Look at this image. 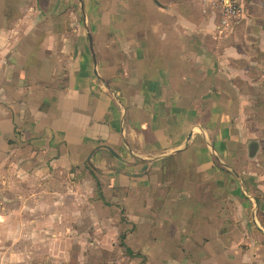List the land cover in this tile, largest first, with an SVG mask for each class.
<instances>
[{
    "label": "crops",
    "instance_id": "crops-1",
    "mask_svg": "<svg viewBox=\"0 0 264 264\" xmlns=\"http://www.w3.org/2000/svg\"><path fill=\"white\" fill-rule=\"evenodd\" d=\"M211 1L0 0L10 263L76 246L139 264H264L263 147L239 86L264 56V0H243L221 37Z\"/></svg>",
    "mask_w": 264,
    "mask_h": 264
},
{
    "label": "rangeland",
    "instance_id": "rangeland-1",
    "mask_svg": "<svg viewBox=\"0 0 264 264\" xmlns=\"http://www.w3.org/2000/svg\"><path fill=\"white\" fill-rule=\"evenodd\" d=\"M247 8L245 7L244 13H247ZM254 50L255 48L252 52ZM252 59L256 60V65H247L248 69L241 73L242 77L239 76L241 77L239 80H242L239 86L244 107L245 127L251 136L256 138L257 145L254 146V150L260 146L263 147L260 156L264 158V56L256 52ZM3 250L4 248H0V252ZM12 250L15 251L16 248L14 247ZM19 250L21 248H17V251ZM95 250L96 248L89 247L85 248L84 252L88 254ZM25 251L27 255L35 254V250L31 246L26 247ZM79 252L78 247L71 248L70 258L65 255L64 251L54 253L48 250L47 253L46 250L39 249L37 255L30 258H12V263L4 253H0V264H139L140 262L139 259L131 260L129 258H77ZM140 264H143L142 260Z\"/></svg>",
    "mask_w": 264,
    "mask_h": 264
},
{
    "label": "built area",
    "instance_id": "built-area-1",
    "mask_svg": "<svg viewBox=\"0 0 264 264\" xmlns=\"http://www.w3.org/2000/svg\"><path fill=\"white\" fill-rule=\"evenodd\" d=\"M210 7L219 11L220 23L216 33L220 37L227 34L244 14L243 0H214Z\"/></svg>",
    "mask_w": 264,
    "mask_h": 264
}]
</instances>
